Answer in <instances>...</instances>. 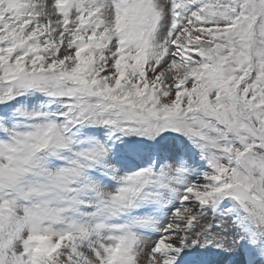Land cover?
I'll list each match as a JSON object with an SVG mask.
<instances>
[{"label": "snow or ice", "instance_id": "1", "mask_svg": "<svg viewBox=\"0 0 264 264\" xmlns=\"http://www.w3.org/2000/svg\"><path fill=\"white\" fill-rule=\"evenodd\" d=\"M0 264H264V0H0Z\"/></svg>", "mask_w": 264, "mask_h": 264}]
</instances>
